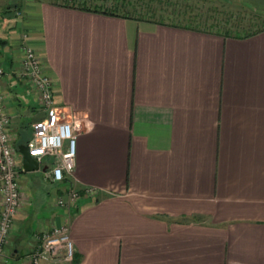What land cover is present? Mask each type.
Wrapping results in <instances>:
<instances>
[{
	"label": "crops",
	"instance_id": "obj_1",
	"mask_svg": "<svg viewBox=\"0 0 264 264\" xmlns=\"http://www.w3.org/2000/svg\"><path fill=\"white\" fill-rule=\"evenodd\" d=\"M233 1L264 13V0ZM25 43L55 105L77 117L74 170L59 183L43 177L48 157L21 164L43 115L19 74ZM0 65L20 188L0 264H33L36 236L60 225L73 264H264V27L228 36L0 0ZM70 184L78 200L57 206Z\"/></svg>",
	"mask_w": 264,
	"mask_h": 264
},
{
	"label": "built area",
	"instance_id": "obj_2",
	"mask_svg": "<svg viewBox=\"0 0 264 264\" xmlns=\"http://www.w3.org/2000/svg\"><path fill=\"white\" fill-rule=\"evenodd\" d=\"M4 70L0 65V79ZM19 74L32 88L35 99L42 112V117L30 124L31 136L24 143L28 155L37 163L44 157L50 159L43 170L44 179L59 183L66 175L70 178L75 166L76 151V115L66 113L62 107H57L52 95V82L44 71L40 56L36 50L28 45L22 46V58ZM9 116L5 113L0 94V263L5 251L4 247L12 232L13 216L16 213L20 188L16 180L17 169L15 151L10 141ZM83 192L95 196L98 192L94 187H84ZM80 196V190L70 184L64 195L57 196L56 205L70 209ZM37 244L30 252L33 264L40 261L63 262L73 264L74 246L70 237L69 227L60 225L49 232L36 236Z\"/></svg>",
	"mask_w": 264,
	"mask_h": 264
},
{
	"label": "trees",
	"instance_id": "obj_3",
	"mask_svg": "<svg viewBox=\"0 0 264 264\" xmlns=\"http://www.w3.org/2000/svg\"><path fill=\"white\" fill-rule=\"evenodd\" d=\"M59 4L74 7L86 11L99 12L103 14L109 15H117L122 17H130L138 20H150L156 21L160 23H170L176 25L188 26L196 29L203 30H212L217 29L216 32H221L224 35L228 36H245L255 33L262 28H258L256 30H252L249 32H244L243 34H239L236 29L238 24H230V15L228 13H221V19L217 20L214 16L211 17L207 15L205 18V23H203L202 19H197V16L193 20H189L187 25L179 24L172 18V20H168V17L163 15V11L165 9L160 7L158 3H163L164 0H57ZM56 3V1H55ZM156 3V5H153ZM175 14V13H174ZM170 17V15H167ZM179 16V15H177ZM200 17V16H198ZM206 17V16H205ZM202 18V17H201ZM205 27V28H204Z\"/></svg>",
	"mask_w": 264,
	"mask_h": 264
},
{
	"label": "rangeland",
	"instance_id": "obj_4",
	"mask_svg": "<svg viewBox=\"0 0 264 264\" xmlns=\"http://www.w3.org/2000/svg\"><path fill=\"white\" fill-rule=\"evenodd\" d=\"M51 1H56V3L58 2L57 0ZM153 5H156V3H153ZM158 5L165 9V11H163V15L168 17L169 21L173 18L179 24L187 25L188 23L186 22L193 20L196 16L197 19L195 20L198 21V19H202L204 20L202 21L203 23H205L207 15H210L211 17L214 16L217 20H220V12H225L230 15V24H238L239 27L236 29L239 34L256 30L264 26L263 12L252 10L251 8L233 0L222 2L218 0H164L163 3H158ZM167 15H170V17ZM212 31L216 32L217 29H212Z\"/></svg>",
	"mask_w": 264,
	"mask_h": 264
},
{
	"label": "water",
	"instance_id": "obj_5",
	"mask_svg": "<svg viewBox=\"0 0 264 264\" xmlns=\"http://www.w3.org/2000/svg\"><path fill=\"white\" fill-rule=\"evenodd\" d=\"M18 151L21 154V164L25 171L38 169L37 161L28 155L27 147L24 144L18 146Z\"/></svg>",
	"mask_w": 264,
	"mask_h": 264
}]
</instances>
